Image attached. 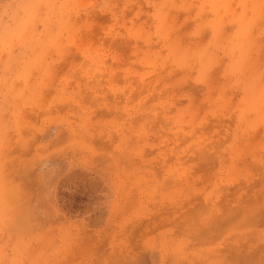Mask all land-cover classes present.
<instances>
[{
    "label": "rangeland",
    "instance_id": "obj_1",
    "mask_svg": "<svg viewBox=\"0 0 264 264\" xmlns=\"http://www.w3.org/2000/svg\"><path fill=\"white\" fill-rule=\"evenodd\" d=\"M0 264H264V0H0Z\"/></svg>",
    "mask_w": 264,
    "mask_h": 264
},
{
    "label": "bare ground",
    "instance_id": "obj_2",
    "mask_svg": "<svg viewBox=\"0 0 264 264\" xmlns=\"http://www.w3.org/2000/svg\"><path fill=\"white\" fill-rule=\"evenodd\" d=\"M217 144V143H216ZM199 239V238H198ZM201 239V238H200Z\"/></svg>",
    "mask_w": 264,
    "mask_h": 264
}]
</instances>
